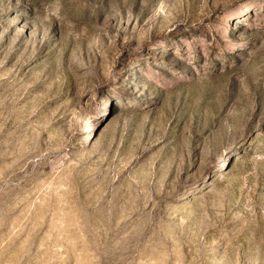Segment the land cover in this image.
I'll use <instances>...</instances> for the list:
<instances>
[{"label":"rangeland","instance_id":"1","mask_svg":"<svg viewBox=\"0 0 264 264\" xmlns=\"http://www.w3.org/2000/svg\"><path fill=\"white\" fill-rule=\"evenodd\" d=\"M0 264H264V0H0Z\"/></svg>","mask_w":264,"mask_h":264}]
</instances>
